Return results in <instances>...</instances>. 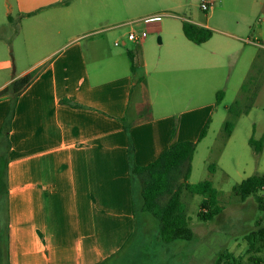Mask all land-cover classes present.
<instances>
[{
  "label": "crops",
  "instance_id": "obj_1",
  "mask_svg": "<svg viewBox=\"0 0 264 264\" xmlns=\"http://www.w3.org/2000/svg\"><path fill=\"white\" fill-rule=\"evenodd\" d=\"M206 1L213 8L201 20L199 0H0V91L40 71L17 99L8 131L13 99L0 100V201L10 264H106L133 240L141 201L131 183L130 143L134 163L146 166L177 143L197 142L217 107L197 101L227 91L231 60L256 48L236 77L241 92L264 50V0ZM166 14L223 36L196 45L178 33L171 61L153 75L144 58L151 115H139L126 33L119 45L97 35L124 32L112 29L134 15ZM155 20L151 32L161 28ZM245 31L258 44L245 45ZM131 43L145 48V40ZM127 117L137 121L128 131ZM250 254L264 264V242Z\"/></svg>",
  "mask_w": 264,
  "mask_h": 264
},
{
  "label": "rangeland",
  "instance_id": "obj_2",
  "mask_svg": "<svg viewBox=\"0 0 264 264\" xmlns=\"http://www.w3.org/2000/svg\"><path fill=\"white\" fill-rule=\"evenodd\" d=\"M197 3V12L200 19L205 20L210 11H203ZM128 22L129 25L124 32L110 36L114 32H103L98 37L111 39L110 43L116 45L120 40L119 35L134 29L137 33L146 32L148 38L145 39V48L142 49V59L146 58L148 67L145 71L150 75L158 72L157 66L166 65L172 59V42L180 37L186 41L180 21L166 15L147 16ZM159 18L161 28L159 31L151 32L148 24ZM261 20L262 18L259 17ZM259 20H254L257 24ZM126 23V24H128ZM215 21L212 23L214 26ZM213 32L210 44L217 43L222 34L210 28ZM111 31V28H110ZM248 32V31H247ZM246 31L241 33V38L245 45L258 44L256 35ZM86 41V40H85ZM84 41V42H85ZM264 47V35L260 41ZM128 51L131 50L137 55V62L141 59L138 52V44H133L127 40ZM253 49V48H252ZM237 59L231 60L235 63V71L232 80L229 82L228 90L223 91L224 97L217 104L215 113L211 118L206 137L197 145V150L193 159V171L189 180L190 184L210 180L219 191L220 206L223 213L215 219L202 222L198 219V212L203 197L200 195L183 196V203L186 206L189 225L195 233L192 241H177L171 244H164L158 238L159 221L151 214L137 210L138 229L133 240L127 244L125 249L114 259L106 264H216L217 258L224 252L232 253L234 264H256L250 262V258L257 255L250 254L249 244L246 235L256 229L257 221L264 224V212L258 209L257 201L250 197L243 202L235 193L237 187L244 178L253 175L264 174V150L257 154L250 146L251 138L260 140L264 135V50L260 52V59L256 60V67L249 74L247 81L240 92L239 87L234 84L240 70L249 65L252 55L258 53L254 48L250 55L244 51H239ZM142 61V60H141ZM138 62V63H139ZM139 72H144L139 66ZM133 110L146 108V96L143 94L141 85H136L133 94ZM198 104L208 105L217 103L216 94L205 95L203 99L197 101ZM235 102L238 103V110L242 112L241 117L235 121V128L232 136L227 139L225 134V123L232 120L229 107ZM139 104V105H138ZM137 107V108H138ZM3 147H0V153ZM213 165V171L210 166ZM3 164L0 161V171ZM0 264H10L7 252V240L4 228V205L0 201ZM147 221H149L147 223ZM163 255V256H162ZM259 257V255H258ZM264 261V255H260ZM232 259L230 263H232Z\"/></svg>",
  "mask_w": 264,
  "mask_h": 264
},
{
  "label": "trees",
  "instance_id": "obj_3",
  "mask_svg": "<svg viewBox=\"0 0 264 264\" xmlns=\"http://www.w3.org/2000/svg\"><path fill=\"white\" fill-rule=\"evenodd\" d=\"M183 32L185 37L196 45L204 44L213 37L211 29L186 21L183 23ZM137 50L139 55H141L140 62L138 60L139 63L137 62L138 53L135 54L131 50L128 51L134 81L132 93L134 94L136 85L142 86L147 106L139 111V115L150 116L151 108L147 98L148 92L145 74L142 71H138L139 66L143 68L142 49L139 45ZM39 72V70H35L0 91V100L7 97L13 99L12 110L5 124L6 131L10 129L15 116L17 99L37 78ZM223 97L224 92H218L217 104L222 101ZM238 106V103L235 102L229 107L232 120L225 123L227 139L231 137L234 131L235 121L242 115V112L237 109ZM136 123L137 121L131 122L127 117V120H125L127 131ZM209 124L210 120L202 129L197 142L184 141L177 143L165 150L154 162L146 166H138L134 163L135 147L130 143L128 155L131 162V183L135 186V192L140 198L142 212L151 214L159 221L158 238L164 244H171L177 241H192L195 237V233L189 225L186 206L182 201L185 194L203 197L198 212V219L200 221H211L223 213V208L220 206L219 201V191L210 180L197 184L189 183L197 145L206 137ZM249 144L257 154H261L264 150V135L260 140L251 138ZM213 167V165L210 166L212 171ZM234 193L243 202L247 201L250 197H254L257 201L258 209L264 212V174L253 175L243 180L234 188ZM4 219L6 230V213L4 214ZM256 227V230L246 235L249 252H252L260 242H264V226L260 221H257ZM232 255L230 252H224L217 258L216 264H234L235 259ZM231 259L233 260L232 263H230ZM253 261L254 259L251 257L250 262Z\"/></svg>",
  "mask_w": 264,
  "mask_h": 264
},
{
  "label": "built area",
  "instance_id": "obj_4",
  "mask_svg": "<svg viewBox=\"0 0 264 264\" xmlns=\"http://www.w3.org/2000/svg\"><path fill=\"white\" fill-rule=\"evenodd\" d=\"M213 8V3H210L206 0H202V4H201V9L205 12L207 11H210L211 9ZM134 22H131V23H128V24H125V25H121V26H118V27H115L113 28L112 30L113 31H119V30H126L127 27L129 25H133ZM147 33L146 32H142L141 34L140 33H137L134 29H130L127 33H126V38L128 41L130 42H134V43H140L142 41H144L146 38H147ZM116 45H119V43L117 42Z\"/></svg>",
  "mask_w": 264,
  "mask_h": 264
}]
</instances>
